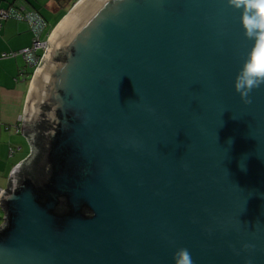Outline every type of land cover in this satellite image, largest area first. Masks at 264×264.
<instances>
[{
  "label": "water",
  "instance_id": "95a60500",
  "mask_svg": "<svg viewBox=\"0 0 264 264\" xmlns=\"http://www.w3.org/2000/svg\"><path fill=\"white\" fill-rule=\"evenodd\" d=\"M228 0H77L27 96L0 264H264V86ZM251 245L245 248L244 245Z\"/></svg>",
  "mask_w": 264,
  "mask_h": 264
},
{
  "label": "crops",
  "instance_id": "0c3cea01",
  "mask_svg": "<svg viewBox=\"0 0 264 264\" xmlns=\"http://www.w3.org/2000/svg\"><path fill=\"white\" fill-rule=\"evenodd\" d=\"M75 0H64L61 4L53 0L55 23L48 21L47 33L53 31L62 20ZM23 3L29 9L42 13L32 0H0V7ZM33 33L26 22L15 19L0 20V163L2 160L7 169L0 183V188H7L11 172L31 154V145L22 133L24 111L29 89L34 77V70L26 67L22 49L32 46ZM24 70V71H23Z\"/></svg>",
  "mask_w": 264,
  "mask_h": 264
},
{
  "label": "clouds",
  "instance_id": "9594fccd",
  "mask_svg": "<svg viewBox=\"0 0 264 264\" xmlns=\"http://www.w3.org/2000/svg\"><path fill=\"white\" fill-rule=\"evenodd\" d=\"M235 9L242 10V25L245 35L254 40V47L243 59L234 87L245 104H251V93L264 86V0H228ZM245 248L251 245H244ZM173 264H194L190 251L186 247L177 248L172 255ZM251 264V260L247 261Z\"/></svg>",
  "mask_w": 264,
  "mask_h": 264
},
{
  "label": "built area",
  "instance_id": "2783aa9c",
  "mask_svg": "<svg viewBox=\"0 0 264 264\" xmlns=\"http://www.w3.org/2000/svg\"><path fill=\"white\" fill-rule=\"evenodd\" d=\"M8 19L26 22L30 31L33 33L32 46L22 49L20 53L24 55L26 67L32 68L34 70L33 74H35L48 47V39L52 33L51 31L47 33L48 21L39 11L29 9L23 3L0 7V20ZM5 189L1 187L0 193ZM4 222L5 216L3 217L2 223H0V227Z\"/></svg>",
  "mask_w": 264,
  "mask_h": 264
},
{
  "label": "rangeland",
  "instance_id": "374dc122",
  "mask_svg": "<svg viewBox=\"0 0 264 264\" xmlns=\"http://www.w3.org/2000/svg\"><path fill=\"white\" fill-rule=\"evenodd\" d=\"M52 1L53 0H32V2L36 3L38 9L42 12V14L45 15V17H47V19H52L51 23L53 24L56 22L57 16H60V13H61V11H63V9L60 12H57L55 14L57 16L52 18V16L54 15V10H52V8H51V2ZM3 161L4 160H2L0 163V183L3 180L4 176L6 175L7 169L10 167V165L5 166V164H3ZM3 217H4V211L0 207V223H2Z\"/></svg>",
  "mask_w": 264,
  "mask_h": 264
},
{
  "label": "trees",
  "instance_id": "16d2710c",
  "mask_svg": "<svg viewBox=\"0 0 264 264\" xmlns=\"http://www.w3.org/2000/svg\"><path fill=\"white\" fill-rule=\"evenodd\" d=\"M55 1L58 2L59 4H61L63 0H55ZM76 1H77V0H75V1L73 2L72 6L74 5V3H75ZM72 6H70L69 10L71 9ZM69 10H68V11H69ZM41 14H42V13H41ZM42 15H43V14H42ZM45 19H46V18H45Z\"/></svg>",
  "mask_w": 264,
  "mask_h": 264
}]
</instances>
